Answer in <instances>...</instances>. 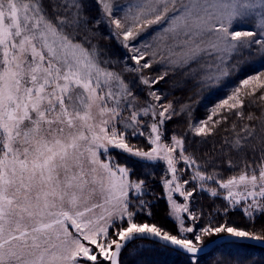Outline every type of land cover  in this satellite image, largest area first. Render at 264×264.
Masks as SVG:
<instances>
[{"label":"snow or ice","instance_id":"obj_1","mask_svg":"<svg viewBox=\"0 0 264 264\" xmlns=\"http://www.w3.org/2000/svg\"><path fill=\"white\" fill-rule=\"evenodd\" d=\"M257 61L264 0H0V264H202L209 237L264 246V69L195 124L155 88L180 72L203 98ZM178 115L187 131L168 133ZM160 200L172 229L153 219Z\"/></svg>","mask_w":264,"mask_h":264},{"label":"trees","instance_id":"obj_2","mask_svg":"<svg viewBox=\"0 0 264 264\" xmlns=\"http://www.w3.org/2000/svg\"><path fill=\"white\" fill-rule=\"evenodd\" d=\"M90 14L94 16L96 15V12L92 11ZM100 32L101 36L98 37L99 43L100 46L106 50L107 55L116 59L122 58L123 51L117 46L116 42L114 40L104 38L107 34V30L101 27ZM117 69H119V65H117ZM258 69H264V62L257 61L245 70L241 71L238 75H234L226 87H223L213 93H205L203 94V98L196 95L192 83L185 85L184 78L180 72H169L164 80L155 85V88L164 94V102L172 101L178 110L181 104L185 102L192 103L194 107L192 119L199 121L204 119L208 114V109L219 100L224 99L229 94L230 89L235 87L241 79L249 74H254ZM162 71L163 68H154L152 74L154 76H158ZM131 78V76L126 77V79ZM137 91L141 97H144V92L139 89H137ZM248 111H255L259 114V109L256 108H246L245 113ZM179 116L180 115L174 117L167 124L168 133L176 132L181 135L183 134L186 123L185 120H181ZM232 119H234V117H232L227 124L219 126L216 135L209 139V143L203 146L202 151H210L213 143L219 144L223 137L229 135L225 129L230 127ZM133 143H136L138 146H142L144 141L141 138L140 140H134ZM117 158L122 159L119 156H117ZM160 174V171H157V181L159 180ZM228 174L229 173L225 171L224 177L226 178ZM154 190L157 193L160 192V186L158 183L154 185ZM211 203L212 202L207 197H204L203 200L200 201V205H202L205 209L209 208ZM216 203L217 205H220L222 204V201L217 200ZM152 211L154 214L153 219L156 223L165 228H173L172 223L166 217L167 208L163 200L157 201ZM230 218L240 226L248 227L247 220L239 210L230 213ZM261 222H264V218H258L257 224ZM147 254L151 255L148 259L150 264H186L185 258L176 254L168 252H153ZM147 254L146 257H148ZM202 264H264V250L248 245L227 244L217 248L207 255L202 256Z\"/></svg>","mask_w":264,"mask_h":264},{"label":"water","instance_id":"obj_3","mask_svg":"<svg viewBox=\"0 0 264 264\" xmlns=\"http://www.w3.org/2000/svg\"><path fill=\"white\" fill-rule=\"evenodd\" d=\"M214 242L209 244V246L205 249V253L202 254V256L204 255H207L211 252H213L214 250H216L217 248L221 247V246H224V245H227L229 244L227 241H222V240H219V239H215L213 240ZM245 245H248V246H252V247H255V248H259V249H263L264 250V246H261V245H257V244H245Z\"/></svg>","mask_w":264,"mask_h":264},{"label":"rangeland","instance_id":"obj_4","mask_svg":"<svg viewBox=\"0 0 264 264\" xmlns=\"http://www.w3.org/2000/svg\"><path fill=\"white\" fill-rule=\"evenodd\" d=\"M156 69H158V68H162L161 66H156L155 67ZM153 75V74H152ZM154 76V75H153ZM142 92H144V96H145V93H146V90L145 91H142ZM143 98V97H142ZM179 118L181 119V120H185V123H186V125H185V127H184V131H183V134L187 131V129H188V123H189V121H188V118H187V116H185V115H180L179 116ZM193 124H195L197 121L196 120H194V119H192V121H191ZM204 223H206V220L204 221ZM217 237H215V236H213V237H209V238H206V240H208V239H210V240H215ZM148 255V257H146V259L148 260L149 259V257H151V255H149V254H147Z\"/></svg>","mask_w":264,"mask_h":264}]
</instances>
